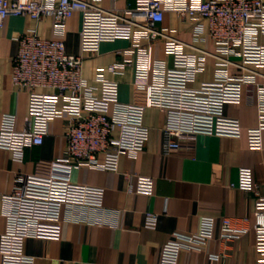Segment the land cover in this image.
<instances>
[{
  "label": "built area",
  "instance_id": "1",
  "mask_svg": "<svg viewBox=\"0 0 264 264\" xmlns=\"http://www.w3.org/2000/svg\"><path fill=\"white\" fill-rule=\"evenodd\" d=\"M100 0H0V29L10 16L51 18L56 37L43 38L36 30L22 34L13 61L12 82L27 91L29 114L23 130L14 115L0 123V148L22 158L27 147L41 145L56 119H66V149L62 162L78 167L118 171L122 156L136 157L150 138L145 113L155 107L166 114L164 154L180 149L186 138L199 134L241 137L238 119L226 116L225 107L241 104L245 87L256 89L259 124L248 130L249 147H264V0H136L133 7L109 10ZM83 16L82 51L98 54L106 41L126 39L139 52L135 84L147 93L144 105L120 101V87L106 78L123 64L100 68L96 84L83 77L84 56L67 52L64 37L68 20ZM167 13L193 24L194 41H213L217 49H201L161 28ZM163 42L167 60L153 57V45ZM214 60L215 76L198 88L191 84ZM49 91H55L54 97ZM62 98V105L58 102ZM129 191L153 194V178L127 173ZM239 187L255 193L253 229L256 263L264 264V196L250 168L240 170ZM105 190L55 177L22 175L4 197L9 206L8 227L0 239L3 264H34L26 255L25 241L36 233L40 221H60L64 213L103 210ZM155 226L156 216L148 215ZM251 218H244L249 222ZM248 228L237 227L229 217H206L196 233H174L162 246L159 264H179L185 250H204L218 237L223 242L239 239ZM223 255L211 258L219 260Z\"/></svg>",
  "mask_w": 264,
  "mask_h": 264
},
{
  "label": "crops",
  "instance_id": "2",
  "mask_svg": "<svg viewBox=\"0 0 264 264\" xmlns=\"http://www.w3.org/2000/svg\"><path fill=\"white\" fill-rule=\"evenodd\" d=\"M136 0H100L98 4L109 10H123ZM83 16L76 13L68 20L64 37L67 52L84 56L83 77L96 84L100 68L123 64L118 73L106 72V78L119 83L120 101L124 104L144 105L147 93L135 84L139 52L131 41L118 39L101 44L98 54L82 51L81 30ZM182 41L215 52L213 41H194L193 24L183 21L175 13H167L160 25ZM36 30L43 38L56 37L51 18L36 20L30 16H10L0 29V123L4 115H14L18 130L25 129L30 97L12 82L13 61L19 50V37ZM264 42V36L261 38ZM153 57L167 60L163 42L153 45ZM264 75V68L258 69ZM215 76L214 60L197 76L192 88H198ZM258 81L264 83V77ZM54 97L55 91H49ZM55 98V97H54ZM58 102L62 105L61 97ZM225 114L238 119L241 137L199 134L186 138L182 147L164 154L163 128L166 114L155 107L145 113L150 138L143 152L136 157L124 155L118 171L78 167L62 162L65 155L66 119L51 123L43 144L26 148L22 158L0 148V239L8 227L9 195L20 175L24 177H55L73 183L105 190L103 210L82 211L78 217L65 212L60 221H40L36 233L26 239L25 253L34 264H159L160 251L177 232L196 233L206 217H229L237 227L248 228L239 239L223 243L212 239L202 251L185 250L179 264H255L256 233L253 211L257 196L239 187L240 170L250 168L255 183L264 196V147L251 149L248 130L259 124L256 89L245 87L241 104H229ZM127 173L153 178V194L129 191ZM156 216L155 226L149 225L148 214ZM244 218H251L245 222ZM223 255L219 260L211 257ZM0 264H3L0 256Z\"/></svg>",
  "mask_w": 264,
  "mask_h": 264
}]
</instances>
